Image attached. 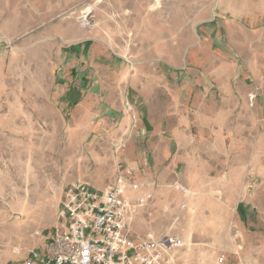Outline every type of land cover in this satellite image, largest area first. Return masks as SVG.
Segmentation results:
<instances>
[{
  "label": "rangeland",
  "instance_id": "374dc122",
  "mask_svg": "<svg viewBox=\"0 0 264 264\" xmlns=\"http://www.w3.org/2000/svg\"><path fill=\"white\" fill-rule=\"evenodd\" d=\"M262 4L0 0V264L42 248L35 232L45 235L57 223L67 183L105 189L119 180L141 193V199L126 195L132 204L127 222L137 237L171 235L181 241L174 264H264V181L255 184L249 174L241 175L234 189L226 174L217 180L211 168L220 158L217 148L225 147L229 169L236 153L241 158L264 147L255 136L249 140L253 110L243 109L238 119L231 99L222 125L217 104L229 87V73L246 64L248 71L250 62L242 58L250 56V39L257 42L249 28L234 30L230 14L251 13ZM95 81L117 86V98L133 85L155 117L191 132L190 166L171 173L151 170L147 179L127 172L119 153L127 142L97 140L94 134L83 139L88 107L65 110L59 98L75 88L88 91ZM121 114L110 117L118 121ZM217 124L225 139L203 140L202 132H219ZM187 144L182 140L181 148Z\"/></svg>",
  "mask_w": 264,
  "mask_h": 264
},
{
  "label": "crops",
  "instance_id": "0c3cea01",
  "mask_svg": "<svg viewBox=\"0 0 264 264\" xmlns=\"http://www.w3.org/2000/svg\"><path fill=\"white\" fill-rule=\"evenodd\" d=\"M230 15L234 30H241L242 27L249 28L252 33L257 35V42H254L253 38L249 42L246 41L249 45L250 56H246L242 60L250 62L248 71L246 70L247 64L245 67L241 65L234 68L229 73V87L224 88L221 100L217 99L218 109L222 115L221 124H225V116L229 111L226 105L232 99L238 107V119L241 118L243 109L254 111L249 121V140L255 136L259 138V145L264 146V4L260 7L257 6L251 13L248 10L234 9ZM221 23L224 26L227 24L223 21ZM235 33L238 32L235 31ZM234 48L240 55L241 49L239 51L235 45ZM97 83L98 81H95L94 84H91L88 91L82 92L79 88H75L59 98V103L65 110L75 109L82 104L88 107L85 112L86 133L83 139L92 137L94 134V138L97 140L127 142L123 147L124 150L119 152L123 163L127 166V172L129 174L136 173L138 176L142 173L147 179L151 170L154 173H171L184 171L190 166L194 153V148L190 143L191 140H194L191 132L183 133V126L173 129L170 127L169 120L162 115L155 117L156 114L152 112L153 109L149 106L145 96L133 85L126 88L125 97L117 98L114 94L117 86L107 85L103 82L102 84ZM206 91H202V93ZM202 104L208 106L209 99L203 100ZM121 106L122 109H120ZM117 110L123 111L118 121L113 119L114 116L110 117L111 113ZM217 125L219 132L215 134L202 132V135L200 134L203 140L219 142L225 139L226 133L222 132L223 128H220L219 124ZM182 140H189V144L184 150L181 148ZM218 145L221 144L218 143ZM217 149L214 152L220 158L211 167L217 173V180L221 179V174H226L223 175L224 178L233 185L234 189L240 188L241 175L249 174V182L255 184L258 180L264 181V147L252 148V152L242 154L241 158L236 153L233 155L229 169L226 168L225 160L223 161V157L226 155L225 147ZM247 156L250 157L248 162H246ZM168 160L169 163H166ZM161 167H165V170L162 171ZM92 187L102 190L99 185ZM127 194L130 198H140L138 196L141 193L131 191ZM130 231L138 234L133 229Z\"/></svg>",
  "mask_w": 264,
  "mask_h": 264
},
{
  "label": "built area",
  "instance_id": "2783aa9c",
  "mask_svg": "<svg viewBox=\"0 0 264 264\" xmlns=\"http://www.w3.org/2000/svg\"><path fill=\"white\" fill-rule=\"evenodd\" d=\"M125 186L120 180L102 190L86 182L67 183L57 223L45 235L35 232L43 238L42 248L13 264H174L173 252L182 245L176 236L131 233L132 204L125 189L135 191L137 185Z\"/></svg>",
  "mask_w": 264,
  "mask_h": 264
}]
</instances>
